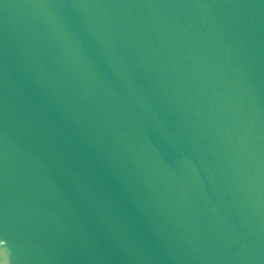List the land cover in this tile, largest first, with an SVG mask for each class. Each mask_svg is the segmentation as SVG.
<instances>
[{
  "label": "water",
  "instance_id": "obj_1",
  "mask_svg": "<svg viewBox=\"0 0 264 264\" xmlns=\"http://www.w3.org/2000/svg\"><path fill=\"white\" fill-rule=\"evenodd\" d=\"M0 257L264 264V0H0Z\"/></svg>",
  "mask_w": 264,
  "mask_h": 264
},
{
  "label": "clouds",
  "instance_id": "obj_2",
  "mask_svg": "<svg viewBox=\"0 0 264 264\" xmlns=\"http://www.w3.org/2000/svg\"><path fill=\"white\" fill-rule=\"evenodd\" d=\"M0 264H8L7 259L4 257H0Z\"/></svg>",
  "mask_w": 264,
  "mask_h": 264
}]
</instances>
